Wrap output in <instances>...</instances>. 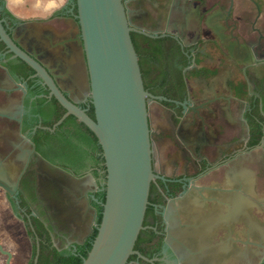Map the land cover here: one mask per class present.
<instances>
[{
	"label": "flooded vegetation",
	"instance_id": "af4514ba",
	"mask_svg": "<svg viewBox=\"0 0 264 264\" xmlns=\"http://www.w3.org/2000/svg\"><path fill=\"white\" fill-rule=\"evenodd\" d=\"M54 2L52 10L17 13L12 1L0 0V180L13 193L0 187V200L30 244L23 264H35L37 255L38 264L53 250L77 254L94 236L106 199L103 152L76 136L73 116L67 118L72 123L50 130L66 110L1 35L90 116L76 0ZM124 4L136 29L131 37L145 89L162 98L148 100L153 171L160 178L150 189L138 254L127 264H264V59L258 58L264 55V0ZM241 5L255 12L246 28L252 39L234 18ZM176 18L180 30L171 23ZM235 45L245 47L244 64L234 58ZM242 205L251 207L249 220L242 219ZM243 222L251 230L245 235L249 250L235 242ZM230 237L234 242L226 246ZM0 245L13 264V251ZM0 256L7 264L8 256Z\"/></svg>",
	"mask_w": 264,
	"mask_h": 264
},
{
	"label": "water",
	"instance_id": "95a60500",
	"mask_svg": "<svg viewBox=\"0 0 264 264\" xmlns=\"http://www.w3.org/2000/svg\"><path fill=\"white\" fill-rule=\"evenodd\" d=\"M81 43L89 74L95 119L68 100L52 76L1 30L3 41L16 58L31 66L66 110L50 128L69 116L88 127L103 151L106 168L105 202L97 236L83 264H127L138 254L134 248L144 230L155 178L149 124V99L162 100L146 91L124 0H76ZM230 15V13H229ZM0 164V179H5ZM0 180V187L8 191ZM10 264L12 255L3 250ZM39 253V250H38ZM38 255L35 259L37 264ZM262 261V260H261Z\"/></svg>",
	"mask_w": 264,
	"mask_h": 264
},
{
	"label": "crops",
	"instance_id": "0c3cea01",
	"mask_svg": "<svg viewBox=\"0 0 264 264\" xmlns=\"http://www.w3.org/2000/svg\"><path fill=\"white\" fill-rule=\"evenodd\" d=\"M10 1H12V4L14 3L13 5L16 7L17 13H24L21 3L17 4V3H15L14 0H10ZM37 3H40V5L33 8L35 11L36 10L37 11L38 10L39 11H48V10H52L56 7V6H54L55 5L54 0H37ZM247 4H249V3H247ZM247 6L249 7V5H247ZM248 7H246L245 5H241V9L237 13H234V18L238 19L241 22V33L244 36H246V37L248 36L250 39H252L253 35L249 34V31L246 28L248 27L249 24H251V21L255 15V12L250 11L248 9ZM262 19H263V21H262V23L259 24V29H261V31H262L261 33L264 34V17ZM171 23L174 27H176L177 29L180 30L181 25L179 23L178 18H176L175 20L172 19ZM256 36H257V33H256ZM233 50H234L233 51L234 52V54H233L234 58L239 60L241 62V64H244V62H245L244 59L245 58L247 59V56H248L246 53L245 47L235 45V46H233ZM231 54H232V52H231ZM258 58L264 59V55H259ZM244 197H245V199L251 200L252 194L246 193V194H244ZM2 205H3V203L0 202V210H1V208L7 209V207L5 205H4V207ZM242 209H243V212L246 213V216H243L242 219L243 220H245V219L249 220V218L251 217V213H252L251 207H249L248 205H246V206L242 205ZM245 224L246 223H244V225H242V228H241V231L239 234V238L236 239L237 241H235L238 244H239V242L241 243V245H240L241 250L243 249L244 243H247L249 245V246L248 245L245 246L246 250H249V248H250V241H245V240H247L245 238V235L250 233L251 230H250V227H249V229H245ZM253 225L255 226L256 224H253ZM1 241L4 244H6L7 249L13 251V254L15 257L13 264H18L19 262H21L23 255L21 256L17 253V251H18L17 245L19 244V240H18V232L16 229V225L13 224L8 219H4L2 216V213L0 211V242ZM228 242H234V239H232L231 237L229 239H227L226 240V243H227L226 246H228ZM251 242H253V241H251ZM245 255L248 256V254H243V256H245Z\"/></svg>",
	"mask_w": 264,
	"mask_h": 264
},
{
	"label": "trees",
	"instance_id": "16d2710c",
	"mask_svg": "<svg viewBox=\"0 0 264 264\" xmlns=\"http://www.w3.org/2000/svg\"><path fill=\"white\" fill-rule=\"evenodd\" d=\"M137 55H138L141 71L144 72V68L141 65V60L139 58L140 57L139 51L137 52ZM90 117L95 119L94 112L90 113ZM76 122H75L76 123V125H75V123H72V121L67 119L64 121L62 126L72 123V125L76 129V134H77L76 136L79 139L91 141L94 144L95 148L97 149L98 153H102L103 152L102 148L99 145L98 140H97L96 136L93 134V132L88 127H86L83 123H81L79 121H76ZM102 160H104L103 156H102ZM101 220H102V217L99 219V225L101 223ZM97 233H98V231L96 230V232H95L94 236H92V239L90 240V242L87 243L84 247H82L77 254L63 255V254H60L57 251L53 250L51 257L43 258V255H42L39 259L38 264H83V260L88 256V253L90 252V250L92 248V244H93V242L97 236ZM43 250H44V248L41 247V254H43Z\"/></svg>",
	"mask_w": 264,
	"mask_h": 264
},
{
	"label": "rangeland",
	"instance_id": "374dc122",
	"mask_svg": "<svg viewBox=\"0 0 264 264\" xmlns=\"http://www.w3.org/2000/svg\"><path fill=\"white\" fill-rule=\"evenodd\" d=\"M14 1L17 4H19V3L22 4V9H23L24 13H27L29 10H34L33 7L35 8L36 4H38L37 0H14ZM32 5H33V7H32ZM34 12H37V10L36 11L34 10ZM3 196H4L3 194H0V197L3 198ZM0 202L3 203V205H2L3 207H4V205L7 207V209L1 208V210H0L3 218L8 219L9 221H11L13 224L16 225V229L18 232V240H19V244L17 245V249H18L17 253L21 256L23 255L21 262H19L18 264H22L30 255V244L26 240V236H25V232H24L23 227L12 218L11 211H10L8 204L5 201V199L3 201L0 200ZM0 264H5L4 256H0Z\"/></svg>",
	"mask_w": 264,
	"mask_h": 264
},
{
	"label": "clouds",
	"instance_id": "9594fccd",
	"mask_svg": "<svg viewBox=\"0 0 264 264\" xmlns=\"http://www.w3.org/2000/svg\"><path fill=\"white\" fill-rule=\"evenodd\" d=\"M9 7H11V4H9Z\"/></svg>",
	"mask_w": 264,
	"mask_h": 264
}]
</instances>
